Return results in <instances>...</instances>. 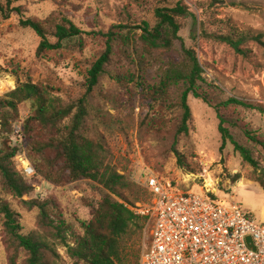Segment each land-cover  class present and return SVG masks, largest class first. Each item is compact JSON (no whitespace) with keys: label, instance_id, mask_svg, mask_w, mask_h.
I'll return each mask as SVG.
<instances>
[{"label":"rangeland","instance_id":"374dc122","mask_svg":"<svg viewBox=\"0 0 264 264\" xmlns=\"http://www.w3.org/2000/svg\"><path fill=\"white\" fill-rule=\"evenodd\" d=\"M177 1L16 0L15 6H21L26 17L45 20L61 14L84 34L81 46L75 40L62 50L39 57L40 38L36 33L22 28L17 16L8 20L0 18V97L27 80L49 87L65 103L75 104L86 97L87 122L95 126L93 135L103 138L107 164L135 184L133 191L125 192L132 208L149 204L148 182L155 178L166 188L201 196L211 194L226 206H241L250 217L264 220V189L255 181L261 171L244 163L230 143L223 146L216 110L190 95L189 133L178 135L181 112L175 101L160 106L141 85L136 50L142 51L143 22L153 27L156 9L174 6ZM181 1L195 18L179 19V35L188 48L196 51L208 82L219 88L224 96L243 100L257 108L223 112H232L264 136V0ZM203 26L210 34L254 39L244 46L245 54L242 55L228 44L204 38ZM111 29L127 36L128 41L125 43L122 36L114 41L113 55L99 85L87 94L88 71L106 49V38L101 34ZM182 42L175 43L172 57H178ZM170 59L161 52L154 54L145 74L146 86L158 81L160 68ZM29 108V104H22L19 119L12 124V147L15 128L20 127L24 133ZM102 116L105 124L99 126L96 121ZM16 161L17 169L23 170V163ZM260 163L264 168V154ZM27 181L34 191L20 199L4 192L0 177V197L19 215L25 235L40 233L45 237L48 226H53L42 221L40 209L29 204L32 200L48 201L55 223L62 218L74 229L81 221H89L92 208L109 195L101 185L88 180L55 185L36 174ZM138 196L141 201L135 200ZM113 199L117 200L115 196ZM142 226L141 222L132 227L129 264H137L140 256L145 239V226L143 229ZM7 238L0 227V264H11L14 251ZM55 238L48 240L58 254L57 264H77ZM17 257V263L23 264L26 256L21 249Z\"/></svg>","mask_w":264,"mask_h":264},{"label":"trees","instance_id":"16d2710c","mask_svg":"<svg viewBox=\"0 0 264 264\" xmlns=\"http://www.w3.org/2000/svg\"><path fill=\"white\" fill-rule=\"evenodd\" d=\"M15 2L16 0H0V18L8 20L13 15L17 16L22 28L36 33L40 38L37 56L62 50L75 40L81 46L84 32L73 21L61 14L45 20L28 18L21 6H15ZM187 16L195 18L187 5L179 0L174 6L156 9V24L153 27L148 22H143V34L140 36L142 51L136 50L138 69L143 80L141 85L148 91L151 100L160 106H168L175 101L174 104L181 112L178 135L189 133V124L192 121V111L188 103L190 95L214 108L220 122L219 132L223 146L230 143L244 163L261 171V176L255 181L264 189V168L260 163L264 154L263 134L253 130L232 112H223L257 108L243 100L224 96L219 88L208 82L196 51L188 48L179 35V19ZM101 35L106 38V49L88 71L87 94L99 85L105 67L113 55V43L122 33L111 29ZM203 35L206 39L228 44L242 55L245 54L244 46L254 39L251 36L233 38V35L210 34L204 26ZM122 37L126 43L128 37ZM177 41L182 42L181 50L178 51V57H172ZM156 52L171 59L166 66L160 68L158 81L146 86L148 82L145 74ZM22 104H29L30 116L25 121L24 133L22 130V146L12 147V124L19 119ZM88 116L86 97L75 104L65 103L49 87L31 80L18 83L14 90L0 97V177L4 192L23 199L34 191V187L27 181L29 177L23 170L17 169L16 160L22 154L32 164L37 176L52 184L88 180L109 192L108 196L92 208L91 219L81 221L79 227L74 229L62 218H58L59 221L55 223L48 201L32 200L29 204L32 208L40 209L42 221L53 225L48 226L50 228L45 232V237L40 233L23 234L19 215L9 202L0 197V227L7 234V243L14 251L11 264H18L16 259L20 249L26 256L23 264H57L58 254L48 240L55 236L77 264H129L128 243L132 238V227H137L142 222V229L144 226L146 228L147 219L132 210L129 204L131 201L125 196V192L133 191L135 184L107 164L103 138L93 135L95 126L87 122ZM96 122L99 126L104 125V116ZM177 156L181 162L178 152ZM149 193L150 204L153 195L150 191ZM208 195L217 200L215 196ZM135 200L141 201L142 198L138 196ZM139 262L140 256L137 264Z\"/></svg>","mask_w":264,"mask_h":264},{"label":"built area","instance_id":"2783aa9c","mask_svg":"<svg viewBox=\"0 0 264 264\" xmlns=\"http://www.w3.org/2000/svg\"><path fill=\"white\" fill-rule=\"evenodd\" d=\"M14 143L23 144L20 127ZM17 159L28 177L35 176L25 154ZM148 189L152 202L132 208L147 219L139 264H264V220L209 195L166 188L155 178Z\"/></svg>","mask_w":264,"mask_h":264},{"label":"water","instance_id":"95a60500","mask_svg":"<svg viewBox=\"0 0 264 264\" xmlns=\"http://www.w3.org/2000/svg\"><path fill=\"white\" fill-rule=\"evenodd\" d=\"M250 240V239H249Z\"/></svg>","mask_w":264,"mask_h":264}]
</instances>
